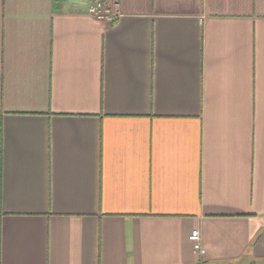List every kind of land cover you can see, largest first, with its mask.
I'll return each mask as SVG.
<instances>
[{
    "label": "crops",
    "instance_id": "1",
    "mask_svg": "<svg viewBox=\"0 0 264 264\" xmlns=\"http://www.w3.org/2000/svg\"><path fill=\"white\" fill-rule=\"evenodd\" d=\"M0 264H264V0H0Z\"/></svg>",
    "mask_w": 264,
    "mask_h": 264
},
{
    "label": "built area",
    "instance_id": "2",
    "mask_svg": "<svg viewBox=\"0 0 264 264\" xmlns=\"http://www.w3.org/2000/svg\"><path fill=\"white\" fill-rule=\"evenodd\" d=\"M92 11L98 20H107V21L113 20L112 14L110 13L109 9L104 6L103 3H98L92 9ZM190 240L193 243V249L195 254H197L201 259L205 258L206 250L203 248L199 230L196 229L192 231L190 235Z\"/></svg>",
    "mask_w": 264,
    "mask_h": 264
}]
</instances>
